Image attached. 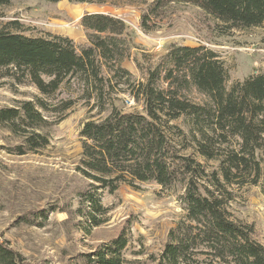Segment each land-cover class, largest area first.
<instances>
[{
    "label": "trees",
    "instance_id": "1",
    "mask_svg": "<svg viewBox=\"0 0 264 264\" xmlns=\"http://www.w3.org/2000/svg\"><path fill=\"white\" fill-rule=\"evenodd\" d=\"M11 1L0 0V9ZM181 3L198 8L221 27L223 35L264 24V0H154L151 10L154 14ZM146 19L142 27L147 31ZM82 25L90 32L92 47L78 53L69 38L29 37L19 21L7 23L0 28V78L12 76L19 84L29 79L49 97L78 76L88 95L97 100L111 86L108 82L120 84L126 78L127 92L135 102H142V111L126 112L113 104L105 118L85 122L78 172L91 185L110 192L121 184L137 189L139 183H156L165 191L183 190L185 220L170 231L161 264H199L198 255L206 256L202 264H264V244L257 239L255 226L233 219L228 211L234 195L227 188L257 185L264 170V73L227 90V70L220 56L205 46L182 45L172 46L169 53L171 67L164 76L169 88H157L153 72L146 83H134L131 72L121 65L122 53L115 42L117 36L129 37L128 41L134 37L126 22L109 12H96L87 13ZM103 67L110 68V78L101 74ZM175 82L196 87L208 101L191 102L172 87ZM71 106L65 103L60 111ZM55 108L39 97L0 109V126L20 141L17 154L49 145L48 131L56 121L46 114L55 113ZM178 120H183L184 128L174 123ZM196 156L217 161L219 169L207 170ZM127 244V234L122 232L84 255L81 263L69 264H125ZM0 264L23 261L0 241Z\"/></svg>",
    "mask_w": 264,
    "mask_h": 264
},
{
    "label": "rangeland",
    "instance_id": "2",
    "mask_svg": "<svg viewBox=\"0 0 264 264\" xmlns=\"http://www.w3.org/2000/svg\"><path fill=\"white\" fill-rule=\"evenodd\" d=\"M153 1L78 4L68 0H12L0 9V28L17 20L23 24L24 35L69 38L81 53L92 47L83 17L109 12L123 19L134 35L131 41L124 35L115 38L122 53L121 65L131 72L134 83H146L153 72L152 83L160 89L169 88L164 79L171 67L169 53L172 46L182 45L215 51L227 70V90L236 82L264 73V24L223 35L216 22L190 4H170L154 15ZM145 16L147 31L142 27ZM101 74L112 76L108 67H103ZM125 80L120 84L108 82L111 86L97 100L94 94L88 95L78 76L64 82L49 97L29 79L19 84L12 76L0 78V109L39 97L58 109L46 114L56 124L48 131L49 145L38 152L17 154L15 147L20 141L0 126V241L21 255L23 264L81 263L84 255L122 232L128 237L123 251L125 264H161L170 231L185 220L183 190L165 191L156 183H139L137 189L121 184L110 192L91 185L77 170L83 151L80 132L85 122L105 118L113 104L126 112L142 111V102H135L127 92ZM172 87L193 103L203 105L208 101L192 85L175 82ZM65 103L72 106L61 112ZM182 122L174 123L184 128ZM196 158L209 171L219 169L215 160ZM227 188L234 195L228 204L230 215L253 224L257 239L264 244V170L257 185ZM197 258L202 264L206 256Z\"/></svg>",
    "mask_w": 264,
    "mask_h": 264
}]
</instances>
